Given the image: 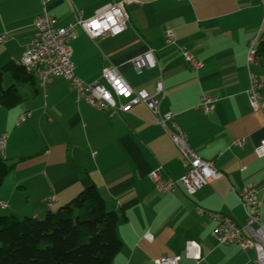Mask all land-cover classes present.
Instances as JSON below:
<instances>
[{
    "label": "crops",
    "instance_id": "0c3cea01",
    "mask_svg": "<svg viewBox=\"0 0 264 264\" xmlns=\"http://www.w3.org/2000/svg\"><path fill=\"white\" fill-rule=\"evenodd\" d=\"M124 0H56L48 6L59 28L76 18L92 19L99 10ZM264 0H141L128 6L130 28L120 37L91 42L82 31L72 42L76 77L84 84L116 69L135 90L145 80L163 86L161 114L170 113L192 150L212 163L222 178L188 197L179 187L173 195L157 194L149 179L161 170L165 180L183 176L179 154L170 138L142 105L128 115H106L76 103L71 86L54 79L38 96L17 109L0 108V137L8 135L5 164L9 173L0 188V218L43 220L82 193L88 177L106 210L122 214L116 234L123 250L113 264H154L162 258H182L181 264H255L253 250L219 246L214 227L196 222L192 208L227 216L238 224L245 215L238 195L251 185L262 202L264 225V158L255 149L264 141V117L254 113L246 95L248 45L264 46ZM41 14L39 0H0V68L16 64L20 48L34 35ZM171 32L175 45H166ZM181 50L203 64L192 70ZM148 51L156 68L137 75L132 61ZM264 84V57L250 68ZM216 99L210 114L197 110L203 98ZM22 114L30 119L16 128ZM246 141L239 149L236 141ZM55 200L52 209L47 208ZM187 243L200 249L201 261L184 259Z\"/></svg>",
    "mask_w": 264,
    "mask_h": 264
},
{
    "label": "built area",
    "instance_id": "2783aa9c",
    "mask_svg": "<svg viewBox=\"0 0 264 264\" xmlns=\"http://www.w3.org/2000/svg\"><path fill=\"white\" fill-rule=\"evenodd\" d=\"M56 0H39L41 14L33 23L34 35L30 42L20 48V59L17 66L23 68L27 75L32 76L41 88H46L52 80L60 79L68 83L76 93V103H83L88 108L106 115H128L131 111L142 105L154 117L157 125L168 135L179 154L183 168V176L178 183L163 178L161 170L152 172L149 179L157 194H175L180 187L185 194L192 198L222 178L212 163L203 161L191 148L185 134L178 128L174 116L170 113L161 114V101L163 99V86L155 80L143 81L138 90H135L116 69L105 70L99 81L93 84H84L75 75L73 59L75 53L71 49L72 42L77 40L78 31L98 45L101 40H112L123 35L129 28V18L126 12L128 6H139L141 0H124L114 5H108L95 13L94 17L84 21L76 18L73 25L59 28L53 16L48 13V6ZM182 2L184 0H173ZM264 13V1L261 2ZM9 35L0 37V43H6ZM166 45H175L174 35H166ZM182 59L194 71L203 68L198 59L185 50H181ZM258 61L256 41L248 45L246 67L249 76V90L246 95L254 113L264 117V84L253 74L250 68ZM132 67L137 75L142 70L156 68L155 54L148 51L144 56L132 61ZM216 99L203 98L197 110L204 114L214 111ZM30 114H22L15 127L19 128L29 119ZM8 135L0 137V160H5ZM234 147L243 149L246 141H236ZM258 159L264 158V141L255 149ZM243 208L245 223L240 225L233 219L208 212L195 205L192 216L196 222L214 227L213 236L219 246H239L244 250H253L256 254L255 264H264V225L262 222V202L258 199V192L251 185L245 187L238 195ZM54 199H50L47 208L52 209ZM6 209L5 205H0ZM184 259L199 263L201 261L200 249L194 243H187L184 249ZM182 258H162L154 264H181Z\"/></svg>",
    "mask_w": 264,
    "mask_h": 264
},
{
    "label": "trees",
    "instance_id": "16d2710c",
    "mask_svg": "<svg viewBox=\"0 0 264 264\" xmlns=\"http://www.w3.org/2000/svg\"><path fill=\"white\" fill-rule=\"evenodd\" d=\"M257 53L264 57V46ZM4 76L14 83L7 90ZM37 96V82L23 68L10 62L0 69L1 109H17ZM8 173L0 160V188ZM81 184V194L43 220L0 218V264H113L123 250L116 230L124 216L106 210L88 177Z\"/></svg>",
    "mask_w": 264,
    "mask_h": 264
},
{
    "label": "rangeland",
    "instance_id": "374dc122",
    "mask_svg": "<svg viewBox=\"0 0 264 264\" xmlns=\"http://www.w3.org/2000/svg\"><path fill=\"white\" fill-rule=\"evenodd\" d=\"M1 69V68H0ZM14 83L12 82L11 78L9 76H4V81H3V89L7 90L8 88H10ZM25 218L19 219L24 220Z\"/></svg>",
    "mask_w": 264,
    "mask_h": 264
}]
</instances>
